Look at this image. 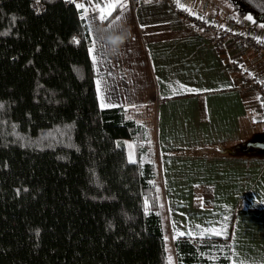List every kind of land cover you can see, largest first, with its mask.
<instances>
[{"label":"trees","instance_id":"16d2710c","mask_svg":"<svg viewBox=\"0 0 264 264\" xmlns=\"http://www.w3.org/2000/svg\"><path fill=\"white\" fill-rule=\"evenodd\" d=\"M43 1L0 0V264H170L152 130L100 107L81 10ZM225 1L264 24V0ZM219 243L181 238L177 264H228Z\"/></svg>","mask_w":264,"mask_h":264},{"label":"crops","instance_id":"0c3cea01","mask_svg":"<svg viewBox=\"0 0 264 264\" xmlns=\"http://www.w3.org/2000/svg\"><path fill=\"white\" fill-rule=\"evenodd\" d=\"M108 2L77 3L92 39L98 101L136 121L140 115L144 125L152 118L148 157L159 165L170 264L181 238L228 243V264H264V149L253 146L264 142L263 101L247 85L251 77L264 81V51L217 45L169 0H139L135 9L112 0L115 14L106 22L98 7ZM176 2L264 39V29L247 16L237 21L225 0Z\"/></svg>","mask_w":264,"mask_h":264},{"label":"built area","instance_id":"2783aa9c","mask_svg":"<svg viewBox=\"0 0 264 264\" xmlns=\"http://www.w3.org/2000/svg\"><path fill=\"white\" fill-rule=\"evenodd\" d=\"M68 3L77 4L79 0H66ZM172 7L195 29L208 33L214 37L217 45L224 46L227 41L247 48H253L258 51H264V39L258 35H253L242 30H234L230 27L222 26L217 21L205 17L201 14H196L188 10L176 0H169ZM133 9L136 8L139 0H129ZM32 6L37 13H41L45 9L43 0H32ZM248 88L256 92L263 101L262 122L264 124V81L255 77L247 79Z\"/></svg>","mask_w":264,"mask_h":264},{"label":"snow or ice","instance_id":"6c2138e0","mask_svg":"<svg viewBox=\"0 0 264 264\" xmlns=\"http://www.w3.org/2000/svg\"><path fill=\"white\" fill-rule=\"evenodd\" d=\"M116 6H117L116 3L112 2V0H109L108 3H106V4L103 5V7H98V11L100 12V19H101V20H104L108 15L111 14V11H112ZM121 6H123L122 3H121ZM77 7H78V8H83L84 5H82V4H77ZM85 11H87V9H85ZM246 19H248V20L251 21V20H252V17H251V16H247ZM252 22H255V21H252ZM260 27H264V24H261ZM90 51H91V50H90ZM103 106H104V105L102 104V107H103ZM212 234H213V235H220L221 233H220V232H217V231H215V230H213ZM179 235H184V233H180ZM189 235H191V233H189ZM234 264H244V262H243V261H238V262H235V261H234Z\"/></svg>","mask_w":264,"mask_h":264},{"label":"rangeland","instance_id":"374dc122","mask_svg":"<svg viewBox=\"0 0 264 264\" xmlns=\"http://www.w3.org/2000/svg\"><path fill=\"white\" fill-rule=\"evenodd\" d=\"M144 115V114H143ZM146 115V114H145ZM136 117H137V121L139 120L140 122H142L143 123V118L142 117H140V115H136ZM143 117H145V116H143ZM150 118H151V116H150ZM148 119V118H147ZM152 123V118L151 119H148V120H145V125L147 126V125H149L150 126V124ZM260 136H264V132H262V134L260 135ZM256 141H257V139H256ZM127 143H128V147H129V149H128V151H129V156H130V158L133 156V146H132V143L130 142V141H127Z\"/></svg>","mask_w":264,"mask_h":264},{"label":"water","instance_id":"95a60500","mask_svg":"<svg viewBox=\"0 0 264 264\" xmlns=\"http://www.w3.org/2000/svg\"><path fill=\"white\" fill-rule=\"evenodd\" d=\"M253 143H256V142H253ZM257 144V146L259 147V148H261V149H264V142H262V143H256ZM251 145V143H248L247 144V146H250Z\"/></svg>","mask_w":264,"mask_h":264}]
</instances>
